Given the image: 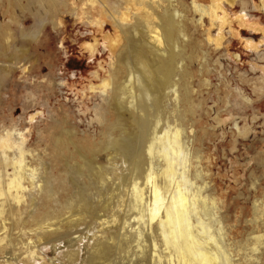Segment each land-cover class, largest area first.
<instances>
[{"label": "rangeland", "instance_id": "1", "mask_svg": "<svg viewBox=\"0 0 264 264\" xmlns=\"http://www.w3.org/2000/svg\"><path fill=\"white\" fill-rule=\"evenodd\" d=\"M173 1L179 11L176 17L185 29L178 43L184 53L179 66L185 75L167 94L155 118L159 119L158 134L163 136L156 143L154 170L162 167L165 153L174 159V183L165 198L175 192V180L183 189L187 185L189 192L202 188L208 199L199 203L192 221L212 219L209 223L217 234L221 225V236L235 263L264 264L261 0H236L233 4L229 0ZM147 2L97 0V4L86 6V0H0V135L4 133L14 146L6 156H13L23 141L26 162L36 169L34 184L25 183L28 187L23 200L14 201L18 206L12 208L6 203L0 215V237L8 236L10 241L9 246L0 247V264L85 263L95 238L92 234L97 231L95 215L111 214L100 210L102 197L107 194L103 178L110 165L108 158L116 156L111 143L129 126L124 120L131 110L129 102L138 97L134 86L120 99L127 107H121L116 100L119 83L121 86L129 77V69L136 70L134 78L141 76L139 62L149 64L151 52L145 39L161 45L159 38L149 37L156 28L149 18L157 16L150 12ZM156 2L160 3L158 12L165 11L167 0L150 3ZM110 3L120 6V18L107 16L113 12ZM101 4L107 15L97 24ZM201 4L205 8L196 9ZM137 17H144L149 26L136 23ZM107 79L112 83L102 85ZM175 128H179L176 138L181 149L174 153L170 140ZM0 155V171L11 173L12 166L4 169L5 156ZM85 160L93 164L90 173ZM130 176L128 184L134 174ZM78 186L84 187L86 196L77 206L74 198ZM148 190L146 196L150 195ZM128 197L124 191L120 219L126 217ZM82 210L87 217H81L88 225L65 233L63 225ZM136 218H129L133 228L150 230L147 223ZM258 235H263L260 249L252 253L249 248ZM31 243L37 249L35 257ZM71 247L79 250L78 260L73 262L65 257ZM127 260L117 262L128 264Z\"/></svg>", "mask_w": 264, "mask_h": 264}, {"label": "bare ground", "instance_id": "2", "mask_svg": "<svg viewBox=\"0 0 264 264\" xmlns=\"http://www.w3.org/2000/svg\"><path fill=\"white\" fill-rule=\"evenodd\" d=\"M229 1L230 4L236 2V0ZM150 2H153V0H149V3L147 2L150 12L155 14L157 18H154L155 16H150L151 18H149L153 20L156 25V28L149 32V37L156 36V38L160 39L159 42L161 45L157 46L155 41H151L150 43V41L145 39V43H147L146 48L151 52L148 58L149 64H145V60L139 62L141 64H139L141 76L139 77L137 75V79L134 78V76H136V70L134 69V72H132V70L129 69V77L126 76L121 86L119 83L118 90L120 95L118 94L116 100L121 107L126 106V102H122L120 99L123 96L126 97L127 93H131V89L134 86L138 90V97L135 102H129L130 106L128 108H131V110L129 116L124 119L129 126L123 129V135L116 137L111 143V150L116 156L108 158L111 166L108 164L109 168L106 167L107 173H104L105 177L103 178L107 194L105 193L106 195L102 197L103 200L100 203V210L106 211L107 214L110 212L111 214L108 216H105V214H94L95 219H93V222L94 225L97 224V231L95 234H92L95 238L93 237L90 249L84 257V264H120L117 260L124 259L125 257L128 259L127 261H130L128 264H237L229 252L228 244L222 238L223 234L221 236V225L216 229L218 231L217 234L213 231L215 228H213V230L211 229L213 225H210L209 221L212 219L205 221L196 217L195 223L191 219L197 214L199 203H204L208 199V194L202 192V188L199 187L197 190L189 192V190H186L187 185L185 189H183L180 186V181L175 180L176 190L173 194L171 192V196L167 199L165 198V194L171 188H169V186L174 183V159L170 158L165 153L166 160L162 163V167L159 171H156L157 169L154 170L155 161L153 160L157 153L155 148L158 146L156 143L158 142L159 144L163 136L160 133L158 134L159 119L155 118H157L162 111L167 94L175 90L178 80L185 75V72L179 66V62L183 59L184 54L183 50L179 48V42L180 39L185 36V29L182 21L176 17L179 11L173 0H167L164 7L165 11L163 12H158L159 2ZM88 4L95 5L97 4V0H86V6ZM110 4L112 6L111 11L113 12L108 15L105 7L101 4L102 13L95 19L97 24L102 21L104 15L109 17L119 16L120 18V6L116 5V3ZM84 6L85 3L83 4V7ZM260 7L264 11V0H261ZM44 8H46L45 3ZM197 8L202 9L205 8V6L201 4L197 5L196 9ZM136 23L147 24L144 17H137ZM147 25L149 26V24ZM151 27H155L153 23ZM132 78L136 79V84L133 83ZM111 83L112 81L107 79L102 85L107 86ZM180 84L183 85V83ZM186 91H188V89ZM178 129L179 128H175L173 137L171 136L172 139L170 140L172 145L171 149L174 153L180 148L177 141L179 138H176L179 133ZM6 132L7 131H5V133ZM168 136L169 135H167V137ZM8 139L9 138L6 137L4 133L0 135V152L5 156L4 161L6 163L4 169L9 165H11L13 169L11 173H6V175L3 173V170H1L2 173L0 171V215L4 212L6 203L12 208L14 207L13 205H17L13 203L14 201L20 203L23 200L25 191L28 187L25 184L26 181H29L31 184L35 182L34 175L36 169L26 162L25 154L27 151L25 149V143H23V141L19 142L16 151L13 153V156L10 157L5 154L7 150L14 149V146L10 141L11 139ZM156 155H158V153ZM85 163L87 171L90 173L93 169V164L90 161H86ZM71 171L76 175L74 169ZM80 171L81 169H79L77 173H80ZM132 173L134 176L131 183L128 184L127 180ZM141 173H143V176H140ZM176 173H178V171ZM136 174L139 175L137 176ZM157 177H160V179ZM156 179H159V182L156 181ZM72 181L74 183V180ZM77 188L79 190L77 195H75L77 199L74 198V203L78 206L82 199H85L86 195L83 186L80 188L78 186ZM43 190L45 191L44 188L42 191ZM47 190L48 192L52 191L51 188ZM146 190L150 192L149 196H146ZM124 191L129 194V202L127 201V208L125 207L126 214L124 216L126 217L120 219L119 212L124 201ZM115 197H117V200L114 199ZM114 200H116V203L112 205ZM14 209L15 208H13L12 211ZM83 210L77 211L76 214H74L76 218H71L69 222L65 221V223L62 220V222L65 223V225L62 224L63 227L65 226V233L73 232V228H78V226L82 224L88 225V220L81 217L84 215ZM132 215H135V218L137 217L136 219L147 223L150 230L144 232L145 228H140L141 226L133 228L129 221ZM46 216L47 220L50 219L51 213L46 214ZM2 221L4 222L5 220L2 219ZM154 222L155 225L153 226ZM262 237L263 235L256 236L257 242L249 248L252 253H257L260 249ZM95 239L99 242L95 243ZM9 245L10 241L8 236L0 237V247ZM30 248H32L31 253L33 255L37 250L36 246L31 243ZM78 252V249L71 247L66 251L65 257L73 262L74 260H78ZM113 255L115 256L112 257ZM33 257L35 256L33 255ZM115 258L117 259L116 261L114 260Z\"/></svg>", "mask_w": 264, "mask_h": 264}]
</instances>
